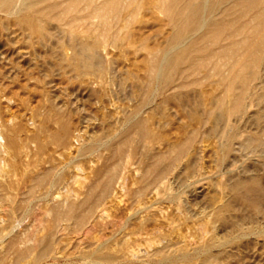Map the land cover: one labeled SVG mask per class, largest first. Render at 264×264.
Returning a JSON list of instances; mask_svg holds the SVG:
<instances>
[{
    "label": "rangeland",
    "instance_id": "1",
    "mask_svg": "<svg viewBox=\"0 0 264 264\" xmlns=\"http://www.w3.org/2000/svg\"><path fill=\"white\" fill-rule=\"evenodd\" d=\"M24 13L0 16V261L17 264V253L25 249L29 250L26 258L19 256L18 264H264V96L259 101L248 98L246 111L219 122L215 115L220 110L215 108L209 122L196 134L188 156L180 158L163 184L151 185L156 190L145 187L141 177L143 157L149 155L148 152L161 154L168 149V142L184 138L188 130L200 126L188 120L185 112L176 110L175 93L187 91L189 97L201 102L199 111H202L210 107L209 99L223 94L224 86L206 82L179 90L175 83L165 88L157 79H152L149 86V58L172 33L166 16L153 4L142 5L139 14L122 22L129 27L127 30L121 31L115 39L108 38L105 46H99L97 56L103 62L93 68L96 73L92 68L80 66L79 47H74L72 41L81 36L92 40L91 34L60 31L52 21L43 30L44 37H39L18 25ZM263 54L255 93L264 91ZM155 107L161 108L162 116L161 110L158 112ZM140 118L146 119L154 129L158 140L153 143H157L141 146L143 143L133 137L135 140L122 149L125 156L119 158L114 152L117 143L129 132L130 124ZM62 123L69 125L66 127L69 129H64ZM232 130L238 131V139L230 142L228 134ZM253 139L255 141H251ZM136 145L148 151L147 154L137 150ZM154 146L158 148L153 149ZM162 148L165 150L157 151ZM121 158L122 161L127 159L123 161L125 164L120 162ZM126 163L129 166H125ZM113 166L115 176L106 173ZM107 178L114 182H109L111 186L105 184L109 181ZM238 178L241 181L257 179L263 195L256 208L233 205V185ZM95 186L109 187L111 191L102 189L101 192ZM132 193H139L138 198ZM75 203L83 209L74 206ZM71 206L76 209V215L56 222L54 216L58 210L64 212ZM80 215L78 220L76 217ZM52 223L53 229L60 228L51 230ZM147 240L149 243L144 246ZM128 245L135 248L131 251ZM184 252L189 254L187 262L183 261ZM37 257V261L34 260Z\"/></svg>",
    "mask_w": 264,
    "mask_h": 264
},
{
    "label": "bare ground",
    "instance_id": "2",
    "mask_svg": "<svg viewBox=\"0 0 264 264\" xmlns=\"http://www.w3.org/2000/svg\"><path fill=\"white\" fill-rule=\"evenodd\" d=\"M143 3L144 4L145 3L153 4L154 7H156V9L159 12L163 13L167 18L168 24L170 25L171 32H172L170 34V36H168L164 40L162 46L159 47V49L156 51V53L153 52V54L149 58L150 67L149 66L148 67L150 68V72L149 71L148 72H149L150 83L147 82V83H149V86H150V84H152L151 82H153L152 79H157L159 81V83H161L162 86L165 88H167L170 84L175 83V86H177L179 88V90H182V88H185V87L187 88L188 85H190V86L192 85V86L197 87L199 84H203L206 82L212 83L213 85L216 84V85H219L221 87L224 86V88H223L224 90L222 92L223 94H221V96L217 95V96L209 99L210 107L206 109L203 106L204 107L203 109H205V110H202V111H199V106L201 105V102H197V101L193 100V98L189 97V95L187 94L188 93L187 91H186V93H183V91H180V92L177 91L178 93H175V95L173 97L177 100L176 104H178L177 105L178 108H176V110L180 109V111H182L181 113L185 112V115L189 118L188 120H190L191 122H195V124L199 123L200 126L199 127L197 126L194 128L191 127L193 129L188 130V132L184 138H181V139L177 138L179 140L174 141V142L170 141L171 143L168 142L169 143L168 149H167L166 145H163L166 147L167 150L164 149L165 147L162 149H157L158 152L160 150H163V149L165 150V151H161L162 152L161 154H159L160 153L159 152L156 155H150V153L146 150L148 148L145 149L149 155H147L146 157L144 156L143 157L144 161L142 160L144 163L143 176L138 171V169H137V172H139L141 174V177L143 178L142 181H144V183H145L144 186L145 187L150 186L152 188L153 186H151V185L159 186L160 184H163V182L167 178V175L172 172V170L174 169L175 165L178 163L180 158L185 154H187V156H188V153H190V151H191V150L189 151V148H191L190 146L195 142L196 134L199 133L200 131H202V130H200L201 127H203L204 125H206L207 122H209V117L211 115H213L215 108L220 110V112H218L215 115V119L219 122V121L224 120L226 118L230 119L234 113H237L240 111L243 112V110L246 109L247 105H245V104H246V100H248V98H253L254 100L258 99V101L261 98H263L264 91L255 93L254 86L256 87L255 81H256V78L258 75L259 64L262 63L261 62V54L264 52V0H0V16L2 13H6L7 15H13V16L15 14L20 15L22 11H25V13H26V15L24 13L25 17L23 16L24 17L23 19L21 18L20 20L17 21L18 25L23 26V29L26 31L28 30L29 33L39 34V37H44L43 36L44 35L43 30L45 29L47 24L51 23L52 21H55V27L57 29H59L60 31L70 30V31L74 32L75 30H78L79 33L83 32L81 35H84L85 32H86V34L87 33H89V35L91 34V36L93 37L92 40L84 39V37L82 38L81 35H80L81 39H78V38H75V39L73 38V40L71 38L70 39L73 41L74 47H79V51L77 49V51L79 53H77V54H78V57L80 55V57H79L80 66H82V67L86 66L87 68L89 67V68H92V70H94L93 68H95V69H96V67L98 68L99 64L102 65L101 62H103L101 60V58H99V55L97 56V49L100 48L99 46L104 45L108 38L115 39L119 35V33L121 31H123L125 28L127 30L128 26L124 23L122 24V22L123 21L126 22L127 20H130L131 18H133L134 16L139 14L140 10H141V6L142 5L144 6ZM18 5H19V7H18ZM142 9H143V7H142ZM2 16H4V15L2 14ZM2 16H1V18H2ZM1 18H0V20H1ZM7 24H9V23H6V25ZM78 31H76L75 33H77ZM73 32H71V33L74 34ZM45 36H47V35H45ZM88 36H86V37H88ZM30 37H32V36H30ZM119 38H121V37H119ZM108 44H109V42H108ZM86 67H84V68H86ZM259 68H261V67H259ZM94 71L96 73V70H94ZM258 78H261V77L258 76ZM147 81H148V79H147ZM155 82H157V81H155ZM160 87H161V85H160ZM160 87H159V89H160ZM152 89H153V87H152ZM168 90L169 89H167V91ZM145 94H146V92H145ZM169 94H171V93H169ZM151 95H152V92H151ZM203 102H202V105L204 104ZM148 103L146 102L145 104L148 105ZM208 103L206 105H208ZM250 103H248V104L250 105ZM156 104H157V102H156ZM165 104H167V101ZM190 105H194V107H192ZM189 106L191 107V109H188ZM158 107H160V106L158 105ZM200 107H202V106H200ZM155 109H158V108L155 107ZM159 109L161 110V108H159ZM159 109H158V112H160ZM165 110L163 109V111H165ZM139 111H142V110L140 109ZM132 112H134V111H132ZM152 112H154V111L152 110ZM162 113H164V112H162V110H161V116H162ZM153 114H151V115L153 116ZM155 114L157 117V113H155ZM138 115H140V114H138ZM237 115H238V113H237ZM48 116H49V113H48L47 117ZM153 117H150V118H153ZM181 117H183V116L181 115ZM141 118H143V117H141ZM141 118L135 122H132V123L130 122L131 124L129 123L130 120L128 121L129 118L127 120L125 119L131 125V128L127 134L122 136V138L117 143V145L115 144L116 147L113 146V147H115L114 152L117 155L119 154L118 157L120 155L121 156L123 155L122 157L125 156L122 152V149L124 150L125 146H127V145L129 146L131 144V142L135 140V139L133 140V137L137 138V140L140 141V143H143V144H140L141 146L154 144L153 141L158 140V139H156L157 137H156V133L154 132V129L152 130L149 127L148 121L146 119H141ZM166 118H167V116H166ZM48 119H50V118H48ZM151 121H152V124L154 125V123H153L154 121L153 120H151ZM227 121L225 120L224 122L227 123ZM180 122H182V121H180ZM185 122L188 123V121H185ZM159 124L160 123H158V125ZM215 124H217V123H215ZM62 125H63L64 129L66 127H69V125L67 126L65 123H62ZM186 126H184V127H186ZM115 129H116V127H115ZM11 131H12V129H11ZM160 132H161V130H160ZM237 132L232 130V132L230 134H228L229 135L228 140L230 142L234 138L237 137ZM118 135L119 134H117L115 136V137H117L116 139H118V137H119ZM240 136L242 137L243 135H240ZM15 137L16 136H14V139H15L14 142L16 141ZM158 138H160V137H158ZM160 139L163 140L162 135H161ZM236 139H238V138H236ZM250 139H252V138H250ZM112 141H114V140H112ZM251 141H255V140L253 139ZM14 142H12V143H14ZM259 142L260 141H258L257 143L259 144ZM16 143H17V141H16ZM156 143H157V141H156ZM161 143H163V142H161ZM109 145H110V143H109ZM109 145H108V148L110 147ZM254 145H256V143ZM136 147L135 148L137 150H138V148L143 150V148L138 147V145H136ZM108 148H106V149H108ZM154 148H155V146L153 147V149ZM156 148H158V147H156ZM226 148H229V143H228ZM90 150H91V148H90ZM87 151L89 152V149H87ZM143 151H140V153L145 152V151L144 152ZM147 152H145V153L147 154ZM227 152H229V151H227ZM126 153H128V151H126ZM140 153H139V156L141 155ZM145 153H144V155H146ZM112 154H113V151H112ZM152 154H154V152ZM116 159H118V158H116ZM122 159L123 158L120 159V162L122 161ZM138 159L139 158H137V160ZM125 160H127V159H125ZM125 160H123V161H125ZM117 161H119V160H117ZM123 161L121 163L125 164ZM128 161H130V160L128 159ZM125 166H129V165L126 163ZM105 167H107V166H105ZM108 167H109V165H108ZM119 167H121V166H119ZM141 167L142 166H140V168ZM191 167L188 166V168H191ZM101 168H99V170ZM136 168H138V167H136ZM125 169H126V167H125ZM53 170H55V169H53ZM101 170H103V169H101ZM113 170H114V166L110 167L108 169V171H106V173L108 172V173H111L110 175H112ZM127 170H128V168H127ZM130 172L131 171L129 170V173ZM192 172H193V170H192ZM50 173L51 172H49V175H50ZM133 174H135V173H133ZM49 175H48V177H49ZM137 175H139V174H137ZM45 176H47V175H45ZM113 176H115V174ZM99 178H100V176H99ZM99 178H98V180H99ZM110 178H111V176H110ZM116 178H119V177H116ZM43 179H42V181H44ZM239 179L240 178H238V180ZM49 180H51V179H49ZM95 180H97V178ZM107 180H109V181H107L105 184L108 183V186L109 185L111 186V184L114 183V182L112 183V181H111L112 179L107 178ZM125 180H123V182H125ZM136 180H138V179L136 178ZM233 180H235V179H233ZM238 180L233 185V191H234L233 193H235V199L233 198L235 201H234L233 205H235V207H236V205L239 206L240 204L241 205L244 204V205H248V208L249 207L256 208L257 205L262 200V195H263L262 190H260L261 187L259 188L260 184L258 183L257 179L256 178L251 179V180L249 179L248 181L247 180L246 181H241V180L238 181ZM67 181H68V179H67ZM101 181L102 180H100V182ZM35 182H33L32 184H35ZM93 182H91V183H93ZM166 183H165V185H166ZM137 184H139V181ZM91 185H95V184H91ZM98 185H100V184H98ZM102 185L104 186V184H102ZM31 186H33V185H31ZM31 186H29V187H31ZM138 186L141 187L142 185H138ZM96 187L99 188V186H95V188ZM112 188H113V186H112ZM151 188H150V190H151ZM34 189H35V186H34ZM99 189H101V188H99ZM102 189H107V188L105 187ZM108 189H110V188L108 187ZM153 189H154V187H153ZM157 189H158V187H157ZM90 190H92V193H95V191L98 189H95V191L93 189H90ZM90 190L87 189V191H90ZM136 190L139 191V187ZM136 190H135V193H136ZM154 190H156V189H154ZM168 190H169V188H168ZM110 191H111V189H110ZM215 191H217V190H215ZM215 191H214V193H215ZM68 192H71V191H68ZM101 192H103V190ZM154 192L157 193V191H154ZM159 192H160V189H159ZM85 193L87 194V192H85ZM133 193H134V191H133ZM67 194L69 196H71L69 193H67ZM137 194L139 195V193H137ZM30 195H31V193H30ZM98 195H99V193H98ZM136 195L133 194L134 197ZM141 195L142 194H140V196ZM146 195H147V193H146ZM163 195H165V194H163ZM216 195H218V193ZM155 196H156V194H155ZM230 196L231 195H229L228 197L230 198ZM85 197H86V195H85ZM94 197L92 199H94ZM99 197H100V195H99ZM101 197H103V196H101ZM136 197L138 198V196H136ZM211 197H213V195ZM216 197H218V199H219V196H216ZM233 197H234V195H233ZM67 198H69V197H67ZM130 198L132 199V197H130ZM141 198H144V196L143 197L141 196ZM24 199H25V197H24ZM89 199H90V197H89ZM89 199L87 198V202L88 201L90 202ZM209 199H210V197H209ZM215 199L217 200V198H215V196H214V200ZM134 200H135V198H134ZM134 200L132 199L133 202H134ZM142 200L143 199H141V201ZM230 200L231 199H229V201ZM61 201L63 202L65 200H61ZM208 201L210 203L211 200H208ZM62 202H60V203H62ZM135 202H137V201H135ZM58 203H59V201H58ZM138 203L140 204V202H138ZM138 203H136V204H138ZM231 203H230V205H231ZM64 204H66V203L64 202ZM76 205L77 204L75 203L74 206H76ZM89 205H91V204H89ZM244 205H243V208H244ZM77 206H80V204ZM80 208H81V206H80ZM227 208H226V210H227ZM65 209H64V212L61 211L62 209L60 211L58 210L56 216H54L55 217L54 219L56 222L66 221L68 219V217H70V215H72V216L76 215V213H75L76 209H74L73 206H71V208L69 210H65ZM82 209L83 208H81V210ZM231 210H232V207H231ZM84 211H86V210L84 209ZM78 212H79V209H78ZM78 214H80V213H78ZM251 216H252V214H251ZM76 218L77 219L79 218L78 220H80L81 215H80V217H76ZM242 218L243 217H241V219ZM249 218L252 219L250 216H249ZM71 219L72 218H70V220ZM73 222H74V219H73ZM77 222H79V221H77ZM62 224L64 226V223H62ZM52 225H53V227L51 230H53V231H57L60 228L59 227L57 229V227H55V229H56L55 230V229H53L55 225L53 223H52ZM57 225H61V224L58 223ZM127 229H129V228H127ZM142 232H144V231H142ZM50 235H52V234H50ZM181 235H183V234H181ZM1 237H2V235H1ZM157 237H158V235H157ZM180 238H181V236H180ZM49 239H50V237H49ZM12 240H14V239H12ZM17 240H19V239L17 238ZM154 240H156V239H154ZM124 242H126V241H124ZM134 242L135 241H133L132 243H134ZM146 242L149 243L148 240L145 241L144 246H146ZM126 244H127V242L125 243V245ZM130 244H131V241H130ZM2 245H3V243H2ZM25 245H27V244H25ZM45 245H47V244H45ZM125 245L123 244V246H125ZM149 246H150V244H149ZM186 246L187 245H185V247ZM20 248H21V246H20ZM130 248H128V249H130ZM134 248L135 247L132 246L131 251ZM136 248H137V245H136ZM7 249L11 250V248H9V247ZM7 249L5 250V252L7 251ZM43 250H44V248H43ZM28 251L29 250L24 249V250H21L20 253H17L16 251L15 252L20 257L24 256L26 258V253ZM39 251H41V254L43 255V253H42L43 251L40 249H39ZM137 251H138V249H137ZM207 252H209V251H207ZM45 253H47L46 249H45ZM187 253L184 252L182 254L183 258H184V259L183 258L182 259H183V261L185 260L186 262L189 260V254H187ZM7 255L8 254L6 253V256ZM33 255H34V252H33ZM135 255H137V254L135 253ZM19 256H17L18 258H16L17 260H19L18 262H20ZM30 256H31V254H30ZM190 256H191V254H190ZM31 258H32V256H31ZM41 258H39V259H41ZM37 259H38V257L34 260L37 261ZM21 260H24V259L22 258ZM5 262H8V261H5ZM18 262H17V264H18ZM31 262L33 263V259L31 260ZM37 263H35V264H37ZM0 264H3V262L0 261ZM27 264H28V262H27Z\"/></svg>",
    "mask_w": 264,
    "mask_h": 264
}]
</instances>
